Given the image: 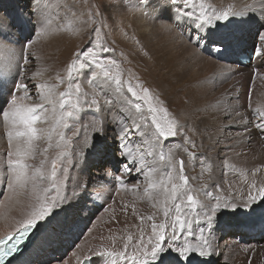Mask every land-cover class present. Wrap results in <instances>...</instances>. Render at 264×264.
<instances>
[{
	"label": "snow or ice",
	"instance_id": "snow-or-ice-1",
	"mask_svg": "<svg viewBox=\"0 0 264 264\" xmlns=\"http://www.w3.org/2000/svg\"><path fill=\"white\" fill-rule=\"evenodd\" d=\"M83 3L86 4L87 0ZM63 8L64 5L58 4L57 0H29L24 8L17 6L0 14V94L7 90L4 105L0 106V115L8 126L6 167L9 175L6 189L12 190L16 196L21 194L17 189L27 190L29 198L35 201L30 206L31 211L16 221L13 230L0 236V264H17V257L23 254L22 249L26 250L41 228L53 223L59 214L57 210L64 211L65 205L73 206L68 196L61 195V189L69 179V168L64 166V162L72 145L66 130H71L70 121L76 120L85 106L95 114L92 122L94 135L85 140L89 154L97 157V163L106 175H111L110 166H119L117 171L122 175L115 179L120 186L135 193L143 184L140 199L155 210L145 216L132 205V215L141 223L152 221L147 243L144 229L140 227L131 255L127 254L133 241L131 233L121 241V251L105 248L95 255L101 259L105 256L119 257L132 261V264H211L219 247L216 232L221 226L240 214H250L255 211V206L264 207V181L258 183L255 178L261 169L252 170L251 179L246 171L240 172L248 188L243 197L220 195L224 186L217 182L216 164L219 162L225 168L232 167L229 158L225 156L218 161L198 153L193 137L203 136L200 128L195 125L188 127L187 121L179 113L172 112L160 95L123 78L117 61L104 55L112 49L104 46L102 37L96 35L101 29L92 27L99 15L98 10L82 9L78 17H71L79 25L72 29L71 25L64 23L70 17L57 10ZM131 12L133 16L159 22L160 30L168 34L188 24L187 43L216 57H223L233 46L251 37L253 54L264 59V0H242L240 6L232 3L216 6L206 4L204 0H135ZM29 25V35L23 41L12 38L14 32L23 33ZM86 30L92 34L88 47L75 53L63 72H55L54 82L32 83L31 88L36 89L32 93L29 82L37 80L48 70L37 68L30 75L26 74L28 69L24 66L40 60L39 55L29 51L31 46L37 40L49 42L57 35H79ZM93 41H96L94 47L98 51L89 55L88 48L93 47ZM17 44L21 46L19 52ZM81 78L94 89H85ZM18 92L22 95L18 96ZM101 93L105 97L103 101ZM33 96L35 102L23 103L32 100ZM222 110L225 118L233 121L228 128H232L239 118L245 132L251 125L264 139V106L253 110V116L260 118L255 124L251 123V117L242 116L235 109L229 111L222 106ZM113 111L115 118L106 115ZM207 127L205 125V131ZM109 128L112 132L110 138ZM73 135L78 136L79 129ZM178 137L181 142L173 143ZM50 150H54V155L49 156ZM178 151L188 157L187 162L182 158L177 160ZM193 161L196 162L193 171L196 164L200 171L189 176L186 163ZM227 174L225 171L223 176ZM133 175L137 183L125 180V177ZM190 181L196 182L197 186L193 187ZM212 189L217 194L214 195ZM194 192L202 193L203 199H198ZM128 209L129 204H123L120 210L127 216ZM116 211L112 209L110 219L119 223ZM157 212L163 216L159 224L155 222ZM190 212L197 213L198 234L193 231V220L188 216ZM109 232L112 233L111 228ZM104 239L101 237V241ZM107 240L112 245L116 243L114 234ZM88 251L95 250L89 248ZM85 262L92 264L88 256H85Z\"/></svg>",
	"mask_w": 264,
	"mask_h": 264
},
{
	"label": "bare ground",
	"instance_id": "bare-ground-1",
	"mask_svg": "<svg viewBox=\"0 0 264 264\" xmlns=\"http://www.w3.org/2000/svg\"><path fill=\"white\" fill-rule=\"evenodd\" d=\"M101 1L87 0L85 4L83 0H75L73 7L74 0H57L58 4L64 5L63 9L57 10L61 15L67 14L70 17L64 23L71 25L72 29H77L79 25L71 17H78L82 9L98 10L99 15L96 16V22L92 27L101 29L96 35L102 37L101 42L104 46L112 49L104 55L117 61L123 71V78L130 80L134 85L141 84L149 88L152 93L160 95L172 112L179 113L187 121L188 127L194 125L199 127L204 133L203 136L193 137L197 142L198 153H204L218 161H222L225 156L229 158V165L232 167L225 168L219 162L216 164L217 182H222L224 186L220 195L227 194L237 199L246 195L248 188L244 178L240 176L241 171H246L251 179V171L260 168L255 178L258 183L264 181V139L260 131L249 125L248 131L245 132L244 124L238 122L239 118L232 128H228L227 126L233 121L226 119L222 110V106L229 111L235 109L242 116L251 117L252 124L260 119L258 115L253 116V110L264 106V59L253 54L251 37L233 46L223 57H216L209 55L208 52H200L187 43L190 32L188 24L182 25L172 34L164 33L159 28V22L153 23L149 18L133 16L131 7L135 4V0H123V3L121 0ZM28 2L29 0H0V14L17 6L24 8ZM204 2L216 6H227L229 3L240 6L242 0H204ZM33 22H35L34 18ZM29 30L30 25L23 33L14 32L12 38L23 41L24 37L29 35ZM90 39L92 34L86 30L79 35H57L49 42L37 40L29 51L39 55L40 60L24 66L28 69L26 74L30 75L37 68L48 71L37 80L30 81V88L32 83L54 82L52 77L55 72H63L67 63L74 59V54L88 47ZM95 43L96 41H93V47L88 48L89 55L98 51L94 47ZM20 48V44H17V52ZM245 49H250L251 57L249 62L242 64L236 59L235 54ZM229 52H232V56H229ZM83 59L82 56L81 60ZM81 83L85 89H94V86L88 85L83 78ZM31 91L35 93L36 89L31 88ZM17 95L22 93L18 92ZM6 98L5 89L0 94V106L4 105ZM104 98V94L101 93V101ZM218 100L221 101L220 104L217 103ZM33 102L35 96L32 100H25L23 103ZM208 106L212 107L208 108ZM94 115V112L85 106L78 118L70 121L71 130H66V135L72 139V145L68 149L70 155L64 162V166L69 168V179L61 189V195L68 196L73 206L65 205L64 211L57 210L59 214L53 223L41 228L32 237L33 242L26 246L22 255L17 257V264H80L85 256L92 257L95 264H106L108 260L115 259L113 264H132V261L121 260L119 257L105 256L101 259L95 255V252L103 251L105 248L108 251H121L123 247L121 241L126 240V236L131 233L133 241L127 251V254L131 255L134 251L133 245L140 235V227L144 229V240L147 243L148 236L151 235L152 221L145 220L141 223L132 215L133 204L138 212L145 216L155 211L145 200L140 199L144 185L142 184L135 193L130 188L120 186L115 179L117 175L112 171L111 175H106L97 163V157L90 155L89 149L85 147V140L94 135L92 128ZM106 115L115 118L116 113L113 111ZM205 125L208 126L206 131ZM7 127L0 115V195L2 196L0 236L13 230L16 221L23 219L31 211L30 206L35 203L34 199L29 198L30 194L27 190L17 189L21 194L16 196L12 190L6 189L9 175L6 167ZM77 129L79 135L74 136L73 132ZM111 135L109 128V138ZM215 141L219 143H214ZM172 142H181V138L178 137ZM52 155L54 150L49 151V156ZM176 158L188 161V157L180 151L177 152ZM68 160L72 163H67ZM195 163V161L186 163L187 175L199 173L198 164L193 171ZM110 167L113 170L116 166ZM225 171L228 173L227 176H223ZM125 180H130L132 184L137 183L135 175L125 177ZM190 184L193 187L197 186L194 181H190ZM212 191L214 195L217 194L215 189ZM193 194L197 195L198 199H203L202 193ZM123 204H129L127 216L120 210ZM113 208L117 210L116 217L119 223H114L110 219ZM200 215L202 216V212ZM262 215H264V207L255 206V211L247 215L240 214L231 221L233 220V225L236 227L252 226L261 221ZM188 216L193 220V231L198 234L200 225L195 223L197 213L190 212ZM162 221V213L157 212L155 222L159 224ZM168 223H171V216ZM125 225H127L126 229ZM110 228L112 233L109 232ZM222 231L221 226L216 232V242L219 247L216 255L212 257L211 264H246V261H249V264H264V241L245 245L241 236H237L241 239V242H238L236 239L239 238L231 235H226L218 241ZM113 234L116 237L114 245L107 240V237ZM101 237L105 239L101 241ZM228 245H237V251L234 252L233 259H230L231 263L228 261L230 255L226 251ZM89 248L95 251L89 252ZM56 257L63 259L57 261Z\"/></svg>",
	"mask_w": 264,
	"mask_h": 264
},
{
	"label": "rangeland",
	"instance_id": "rangeland-1",
	"mask_svg": "<svg viewBox=\"0 0 264 264\" xmlns=\"http://www.w3.org/2000/svg\"><path fill=\"white\" fill-rule=\"evenodd\" d=\"M111 1H115V0H111ZM101 2H106V0H102ZM245 45V44H244ZM232 56V52H229V56ZM243 76V75H242ZM119 166L117 165L113 170H112V172L114 173V175H118L119 173H118V171H117V168H118ZM1 195H0V199H1ZM263 216V218L262 219H260L261 221H259V222H257V223H255L254 225H252V226H246V227H236V226H234L233 225V220L231 221V219L230 220H228L227 222H226V224L225 225H222V234H221V236L218 238V241L221 239V238H223L224 236H226V235H231V236H233V237H236V238H239V239H236V240H238V242H241V239H240V237H237V236H241L243 239L242 240H244V244L245 245H248V244H250L251 242H255V243H259V242H263L264 241V215H262ZM228 246H230V245H228ZM228 246H227V248H226V251L228 252V254L230 255V257H228V261L231 263L232 262V260H230L231 258L233 259V257H234V255H235V253H236V251H237V245L236 246H233V248H232V246H230L229 248H228ZM234 247H236V248H234ZM232 250H231V249ZM236 249V250H235ZM225 250V249H224ZM30 251V250H29ZM231 251V252H230ZM233 252V253H232ZM235 252V253H234ZM232 254V255H231ZM63 256V255H62ZM25 258H26V256H25ZM63 259V258H62ZM62 259H57V257L55 258V260H57V261H61ZM116 260V259H115ZM115 260H108L107 261V263L106 264H113V262L115 261ZM34 261H36V260H34ZM105 262H106V259H105ZM31 263H33V262H31ZM249 264V261H246V264Z\"/></svg>",
	"mask_w": 264,
	"mask_h": 264
}]
</instances>
